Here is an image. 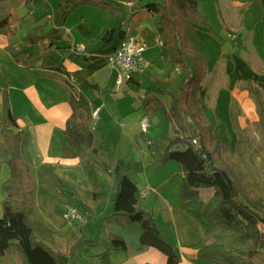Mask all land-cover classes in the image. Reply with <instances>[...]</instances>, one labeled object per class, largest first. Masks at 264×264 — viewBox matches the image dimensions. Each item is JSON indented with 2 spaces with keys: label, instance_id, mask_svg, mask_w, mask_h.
<instances>
[{
  "label": "crops",
  "instance_id": "0c3cea01",
  "mask_svg": "<svg viewBox=\"0 0 264 264\" xmlns=\"http://www.w3.org/2000/svg\"><path fill=\"white\" fill-rule=\"evenodd\" d=\"M103 1L109 4L108 7L83 5L70 12L63 21L60 0L0 1V24L4 22L0 27V104L1 90L6 89L13 116L18 126L28 133L21 155L36 186L32 199L34 215L38 221L47 224L51 218L48 207L52 208L59 202L66 208L56 193L46 186L45 176L52 173L77 201L81 195L90 198L89 212H83L75 202L84 223L89 216L95 221L111 216V201L117 188L110 175L114 165L113 158H110L114 154L115 165L126 170L127 176L141 189V207L155 217L154 226L179 255L180 264H187V259H196L195 247L212 231V226L202 215V208L213 191L200 189L197 200L181 201L182 174L179 168H175L171 175L158 176L159 171L166 169L171 162L154 171L151 169L152 174L146 170L143 171L145 175L142 173L135 178L128 175L134 163L127 166L123 162L128 164L129 160L135 159L138 161L135 167H138L144 161L148 164L153 161V157L143 149L140 161L132 153L131 141L141 149L136 143L138 136L142 137L144 144L152 141L144 140L147 133H142L139 127L144 115L141 106L144 91L135 82L142 80L143 76L134 74L133 82L123 88V94H119L115 74L108 67V56L119 42L134 36L146 44L144 57L150 65L143 81L149 72L154 71L159 57L162 69L159 73L154 71L156 79L150 86L164 89L173 84L172 78L165 75L155 32L156 21L138 8L145 1L156 0ZM196 2L207 24L206 28L196 29L198 39L209 56L205 78L209 85L206 117L210 121L219 117L231 138L238 139L239 131L250 129L258 122L256 106L248 91H235L236 86L242 83L264 88V0ZM38 26L47 37L40 42L29 43L25 36L38 31ZM208 30L219 36L221 41L212 37ZM50 46L59 48V51L43 57L41 52ZM18 54L29 56L25 66L15 62L14 57ZM70 93H82L88 100L91 113L98 111L92 133L96 140H101L97 174L102 181V193L95 202L72 140L64 134L65 124L71 115ZM220 94L226 95L228 106H217ZM230 113H233L239 131H232ZM6 160L7 157L0 155V184L9 178ZM109 180L111 185L107 187L105 182ZM107 193H110L108 197ZM5 196L0 192V205ZM159 219L161 222L157 223ZM141 232L139 224L120 227L113 218L99 235V245L87 248L89 250L85 252L78 250L69 264H77V259H80V264L86 261L92 264H165L163 254L140 245ZM102 234L104 239H101ZM108 235L123 240L126 250L121 253L107 251ZM64 250L57 251L63 254Z\"/></svg>",
  "mask_w": 264,
  "mask_h": 264
},
{
  "label": "trees",
  "instance_id": "16d2710c",
  "mask_svg": "<svg viewBox=\"0 0 264 264\" xmlns=\"http://www.w3.org/2000/svg\"><path fill=\"white\" fill-rule=\"evenodd\" d=\"M88 4L104 8L109 5L103 0H60L63 8L61 20H65L74 9ZM138 8L156 21L155 32L165 75L174 73L181 78L176 94L169 89L145 86V73L142 80L135 82L144 91L141 105L144 115L153 117L158 115L159 109L162 119L170 126L167 137L159 144L150 141L148 145L153 157L151 167L158 169L169 162L178 166L182 174L181 201L197 200L200 189L213 191L202 208V215L212 226V231L195 247V258L208 264H252L251 260L262 254L264 264V192L244 166L239 139L231 138L219 117L213 121L206 117L203 81L208 74L209 56L198 39L196 29L206 28L207 24L198 11L197 2L145 1ZM37 32L34 34L37 36L32 33L27 36L28 42L41 40L44 36L39 34H46L40 29ZM208 32L221 41L219 36ZM56 49L50 46L41 54L47 57ZM28 57L18 54L14 60L25 66ZM130 82L133 80L127 84ZM244 87L257 108L264 134V88L253 83H246ZM163 97L170 99L168 104ZM69 105L71 115L65 124L64 134L72 140L95 202L101 194L97 174L101 140L93 136L92 113L86 97L82 93H70ZM230 115L232 131H239L233 113ZM0 136V153L7 157L5 165L9 172L7 181L0 185V192L6 195L1 204L0 264H69L77 249L97 247L98 239L88 240L80 235L67 238L63 253L67 261L59 258L58 252L53 250L52 239L35 218L32 199L36 186L21 155L28 133L18 126L13 116L6 89L1 90ZM110 175L117 185L111 201L113 213L100 219L101 229L104 230L113 218L120 227L139 224L141 246L163 254L165 264H180L179 255L154 226L152 215L141 207V189L119 166H114ZM45 178L63 205L75 207L77 199L68 193L58 177L51 173ZM107 240V251L121 253L126 250L120 238L108 235Z\"/></svg>",
  "mask_w": 264,
  "mask_h": 264
},
{
  "label": "rangeland",
  "instance_id": "374dc122",
  "mask_svg": "<svg viewBox=\"0 0 264 264\" xmlns=\"http://www.w3.org/2000/svg\"><path fill=\"white\" fill-rule=\"evenodd\" d=\"M40 28H41V26H38L37 30ZM45 31H48V29L46 28ZM37 33H38L37 31L32 32L33 35L37 34ZM30 34L31 33H29L25 36L26 40H27V36ZM39 35L44 36L42 40H44L47 37V34H39ZM34 36H37V35H34ZM29 38L32 41L34 40L32 37H29ZM37 42H40V40H36L33 43H37ZM29 43H32V42H29ZM54 48L56 49V47H54ZM58 51H59V48L56 49L55 51H53V53L58 52ZM157 58L160 60L159 57H157ZM159 60H156L157 65L154 66V71L156 73H159V71L162 69V63H160L161 61H159ZM146 61H147V67L142 74H139L140 76H142L147 71V69L150 65L148 60H146ZM154 71L153 72L151 71L148 73V77L145 79V86H150L154 83V81L156 79V77L154 76V74H155ZM169 77L172 78L173 84L170 87H165L164 90L169 89L173 94H176L177 89H178L179 85L181 84V78L179 75H176L174 73L170 74L169 76H166V78H169ZM203 86H204V89L206 91L209 89L207 79H205L203 81ZM244 86L245 85H243V83L240 84L239 86H236L235 92L240 93L242 91H245ZM123 88L119 89V94L122 92ZM121 94H123V93H121ZM248 96H249V98H251L249 94H248ZM225 98H226V95L220 94L219 98H218L217 106H228ZM206 99H208V98H207V95L205 94V101H206ZM164 100L166 101L167 104L170 101V99L168 97H164ZM251 100L253 101L252 98H251ZM158 111H159L158 115H155L153 117L147 116L152 122L151 123L152 128L147 132V134L144 135V140H148V141L152 140L153 142H156L157 144H159V142H161V140L163 138L167 137V133L169 131L168 123H166V121H164L162 119L161 110L158 109ZM256 111H257V108H256ZM257 115H258V111H257ZM91 118H92V114H91ZM92 124H93V118H92ZM225 132L226 131H223V133H225ZM234 137H235V135H234ZM235 138L233 140H235ZM237 138L241 142V144H240L241 149L240 150L242 151L244 166L247 169L249 175L252 177V179H254V181L259 186V188L262 190V192H264V134H263L262 129H261L260 124H259V116H258V122H256L255 125H253L250 129L239 131L237 133ZM136 143L139 145V147H141V149H138L135 146V142L131 141V144L133 146L132 153L134 154L135 157H138V160L140 161L141 157L139 155L141 154L142 149H143V152H147V154H150V152L148 151V145H149L150 141L148 142V145H147V143L144 144L142 137L138 136L136 139ZM257 150L259 152H257ZM0 155L2 157H6V155L3 153H0ZM254 157L257 158L256 162L254 161ZM112 158H113L114 165H112V160H111V165H112L111 169L114 166H117V165H115L116 158H115L114 154L112 155V157L110 159H112ZM130 162L134 163V168H132L128 172L129 173L128 175L131 176L132 178L138 177L142 173L145 175L146 173L143 171H146V170L150 171L151 169H152V171H154L156 169V168L151 167L153 161L151 162V164H148V162H146V161H144L143 164H141V162H139L141 165H139L138 167H135V165L137 164L136 162H138L135 159H133L131 161L129 160L128 164H126L125 162H123V163L128 166L129 164H131ZM127 166H125V167H127ZM165 168L166 169H164L163 171H159L158 176H160L162 174L171 175L173 170L175 168L177 169L178 167L175 163L171 162ZM152 173L153 172H151V171L149 172V174H152ZM99 181L101 184L102 181L100 178H99ZM105 183H106L105 185L107 187H110V185H111L110 180L106 181ZM0 185H2V184H0ZM46 186L49 187L47 180H46ZM140 187H141V185H140ZM209 192H212V190H209ZM101 193H102V191H101ZM109 194L110 193H107L106 197H108ZM77 202L80 205L83 212H89L90 207L88 205L91 204L90 198H88L84 195H81V196H79ZM1 204H2V202H1ZM47 210L51 214V218H49V223L44 224L38 220L37 221L44 228V230L49 234L50 238L53 241V247L52 248L55 251H57V250L63 251V248L66 249L67 238H70V237L77 238L81 235L88 240H96V239L99 240V235L103 231H105V229H106V228L104 230L101 229L100 219L98 221H95V219L90 217V216L88 217L86 223H84L83 219L72 220V221L64 220L62 218V216H63V214H65V208H63L59 204V202H56L52 208L48 207ZM107 211H108V209H107ZM106 213H108V212H106ZM1 215H2V208L0 205V216ZM88 215H90V213ZM160 219L158 220L157 223L161 222ZM153 220H154L153 222L155 224V221H156L155 217H153ZM171 235H172L171 237L173 238V234H171ZM101 239H104L103 234L101 235ZM87 248H89V247H81V248L77 249L74 253V256L76 253H78L77 252L78 250H80V252H85L86 250H89ZM64 252H65V250H64ZM58 256H59V258L67 261V258L61 252H58ZM77 257H78V254H77ZM262 262H263L262 254L251 260L252 264H262ZM80 263H81L80 259H77V264H80ZM85 264H92V263H90L89 261H86ZM187 264H208V263L200 262V261H197L196 259H194V261H190L189 259H187Z\"/></svg>",
  "mask_w": 264,
  "mask_h": 264
},
{
  "label": "built area",
  "instance_id": "2783aa9c",
  "mask_svg": "<svg viewBox=\"0 0 264 264\" xmlns=\"http://www.w3.org/2000/svg\"><path fill=\"white\" fill-rule=\"evenodd\" d=\"M146 44L144 41L134 36H128L122 39L118 46L108 56V67L115 74V85L119 89L127 85L134 74H142L147 67V61L144 57ZM98 111L92 112L93 121L96 119ZM139 127L142 133H147L152 124L150 119L143 115ZM195 143V141H193ZM62 218L66 221L80 220L81 216L75 207L66 206L65 214Z\"/></svg>",
  "mask_w": 264,
  "mask_h": 264
}]
</instances>
